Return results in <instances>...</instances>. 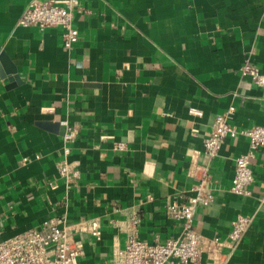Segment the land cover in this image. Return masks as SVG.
Here are the masks:
<instances>
[{
    "label": "crops",
    "instance_id": "1",
    "mask_svg": "<svg viewBox=\"0 0 264 264\" xmlns=\"http://www.w3.org/2000/svg\"><path fill=\"white\" fill-rule=\"evenodd\" d=\"M31 1L0 0V239L53 218L96 219L99 237L75 235L78 264H115L133 233L149 244L182 237L166 207L196 194L190 166L216 117L233 107L239 129L264 127V88L240 72L249 63L264 73V0H74L69 50L61 27L18 25ZM248 148L247 137L225 139L213 202L193 222L223 242L239 216L253 218L238 247L223 249L225 264H264V148L249 194L231 191ZM65 162L78 176L60 175Z\"/></svg>",
    "mask_w": 264,
    "mask_h": 264
},
{
    "label": "built area",
    "instance_id": "2",
    "mask_svg": "<svg viewBox=\"0 0 264 264\" xmlns=\"http://www.w3.org/2000/svg\"><path fill=\"white\" fill-rule=\"evenodd\" d=\"M75 10H78L74 0H32L22 13L18 25L22 28L37 27L44 30L51 27H61L64 47L69 50L79 40V32L74 26ZM243 78L250 80L258 87L264 88V73L259 72L249 63L241 69ZM234 108L216 117L213 130L204 141V148L200 163L190 166V175L198 182L195 186L196 194L185 202L172 203L166 207L168 216L181 222L183 235L178 239H169L164 243L149 244L140 240L135 233L126 241L125 248L115 257V264H199L207 255L212 264H225L227 255L224 248L234 251L240 244L248 228L253 222L250 216H239L233 223L226 241L207 239L199 235L193 226L194 217L199 207L209 206L213 202L211 164L219 155L227 137L249 139L248 151L239 155L236 161L235 174L231 191L237 195L249 194L248 187L254 181L252 160L256 153L264 148V127L239 129L230 122ZM193 114H199L192 110ZM66 126L64 141L69 144L75 139V131ZM124 144L116 146L122 151ZM65 153H70L69 146ZM60 175L63 177L78 176L69 163L59 165ZM138 221H134V224ZM89 233L94 237L101 235V224L96 219L81 221L77 225L68 226L63 218L49 219L37 228L7 240L0 239V264H78L81 256V245L75 235Z\"/></svg>",
    "mask_w": 264,
    "mask_h": 264
},
{
    "label": "water",
    "instance_id": "3",
    "mask_svg": "<svg viewBox=\"0 0 264 264\" xmlns=\"http://www.w3.org/2000/svg\"><path fill=\"white\" fill-rule=\"evenodd\" d=\"M1 59H2L3 62L4 61L8 62L7 57H6V55L4 53L1 55ZM12 72H13V74H15V70L14 69H12ZM54 127L56 128V126H54Z\"/></svg>",
    "mask_w": 264,
    "mask_h": 264
}]
</instances>
